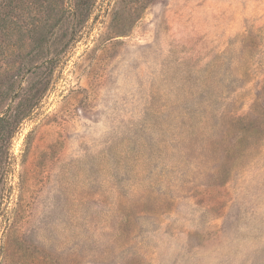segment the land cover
<instances>
[{"label": "rangeland", "instance_id": "rangeland-1", "mask_svg": "<svg viewBox=\"0 0 264 264\" xmlns=\"http://www.w3.org/2000/svg\"><path fill=\"white\" fill-rule=\"evenodd\" d=\"M0 264H264V0H0Z\"/></svg>", "mask_w": 264, "mask_h": 264}, {"label": "trees", "instance_id": "trees-1", "mask_svg": "<svg viewBox=\"0 0 264 264\" xmlns=\"http://www.w3.org/2000/svg\"><path fill=\"white\" fill-rule=\"evenodd\" d=\"M3 119H0V121H2Z\"/></svg>", "mask_w": 264, "mask_h": 264}]
</instances>
